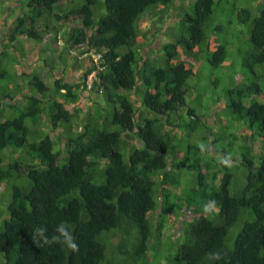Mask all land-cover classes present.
<instances>
[{"label":"trees","instance_id":"16d2710c","mask_svg":"<svg viewBox=\"0 0 264 264\" xmlns=\"http://www.w3.org/2000/svg\"><path fill=\"white\" fill-rule=\"evenodd\" d=\"M179 1L27 0L28 12L17 15L13 25L3 29L6 20L0 22V182L11 189L0 225V264H154L166 223L174 238L182 237L167 264L174 258L180 264H264V150L255 158L245 139L254 142L255 133L264 139V89L257 81L238 90L237 97L230 95L218 111L231 122L215 112L228 136L242 137L230 131L240 120L248 129L243 183L223 166L221 177L212 176L216 186H210L201 168L208 162H197L198 187L191 191L201 208L188 206L181 228L174 229L181 216L170 197L177 194L176 174L188 155L202 148L204 155H225L203 115L187 108L188 80L197 75L194 64L201 52L208 53L212 67L225 64L235 25L215 18L224 0H190L178 18L161 15L159 25L152 23L155 11L144 14L152 5L178 8ZM237 13L236 22L248 28L242 65L258 78L254 67L264 63V9L254 15L238 8ZM42 30L54 33L57 58L67 55L70 69H80L81 75L72 79L69 72H56L49 86L37 73L27 87L14 79L8 84L11 47L19 55L17 38L41 42ZM147 49L158 50V56L151 58ZM3 81L17 93H8ZM83 92L92 103L86 111ZM46 113L47 119L40 118ZM202 127L206 132L197 140L205 145L184 140V128L188 139ZM209 202L214 207L208 212ZM59 223L72 231L77 251L38 243L37 228L50 236ZM220 250L226 255L216 260L212 253Z\"/></svg>","mask_w":264,"mask_h":264},{"label":"rangeland","instance_id":"374dc122","mask_svg":"<svg viewBox=\"0 0 264 264\" xmlns=\"http://www.w3.org/2000/svg\"><path fill=\"white\" fill-rule=\"evenodd\" d=\"M75 4H82L84 0H74ZM195 0H191L193 2ZM26 2L27 0H0V22H4L6 20V26L3 29L9 28L10 25H13L12 21L17 16L23 12H28L26 10ZM190 0H180V6L178 8L172 6H166L163 8L162 5H152L146 8L144 14L148 12H154V17L152 18V23H156L157 25L160 24L159 17L163 15L164 17L169 19L171 14H175V18H178V15L185 9H189ZM175 4V3H173ZM221 6L216 9L215 18L219 20L229 19L231 21H235V25L231 26L230 32L231 37L229 39V45L227 46L229 51V57L222 67H212L208 60L209 55L206 52H201L198 54V63L194 64L196 69V77H192L188 80V93H187V108L194 109L197 115H203L202 120L207 123L214 136L218 137V142L216 147L219 150H224V154H219L214 157V154L206 153L203 154L204 151L201 149L197 155L190 153L188 155L189 159L186 161L185 166L178 171L176 174L178 177V184L176 186V195H171L170 203L172 204V208L179 214L181 217L177 221V225L175 226V230H179L181 228V221L186 218L187 215H184V210L187 207L192 211L195 208H201V199L197 197L192 188L198 187L197 183V162L202 165L204 160L208 162V167L206 168L204 165L201 166L202 171L206 173V178L210 186L212 183L216 186L217 181L214 182L216 179V175L214 180L212 176L215 172L217 173V179L223 175L224 167L228 166L231 172L234 174L236 183L242 184L244 181V170L245 166L243 162L242 153L246 150L243 146L245 143V139L248 141V144L253 145V150H256L254 154L255 158H257V154L260 151L264 150V139H261L258 133H255L254 142H251L249 137H245L248 132V129L243 120L240 122H236V126L231 127V130L238 131L237 133L241 134L242 137L235 139L232 136H228L230 132H226L223 129L222 122L216 117L217 114L223 109H225L226 103L229 101L230 95L232 97H237V91L244 89L248 86L251 82L257 81L259 85L264 89V63L257 64L254 67L258 78L254 75L248 73V69H246L242 65L243 58H247L246 52L247 47L249 45L246 42V37L248 35V28L246 23L238 24L236 22L237 19V9L238 8H247L249 9L254 15L258 14L259 10L264 9V0H224L221 2ZM31 16H34L33 13H30ZM244 16V14H242ZM53 23L62 28H66L67 24L59 23L56 19L52 18ZM146 24V21L142 23V26ZM243 27V29H242ZM180 25L178 19L176 20L175 25V32L180 33ZM42 34L41 42L38 40L29 39L26 36H19L15 41L14 45L19 51V55L16 56L15 52H13V48L11 47V59L6 60L7 69L9 70V75H7L4 79L8 82V84H13L14 80H20L21 86H28L30 78L37 73H40L42 77L45 79L46 83L50 86L52 85L53 77L57 73H65V75L69 72V65L70 59L66 55L65 58H57L55 51L57 48L54 46V33L50 32L49 34L45 33L43 30L39 32ZM163 40H168L164 38ZM160 40H157L154 46H157ZM4 44H1V47ZM62 49V47H61ZM148 50V49H147ZM39 51V54H37ZM146 52V50H144ZM149 56L151 58H155L158 56V50H148ZM250 52V50H248ZM239 53V54H238ZM36 56H38V64L34 65ZM47 63V65L44 64ZM72 64V63H71ZM65 65V67H63ZM53 71V72H52ZM57 77V76H56ZM3 86L6 88L7 83L2 82ZM9 89L6 88V90ZM8 93H17L16 88H12L11 91ZM2 94L0 93V96ZM98 99L104 102L103 95L99 94ZM245 101H249V96L243 98ZM7 102H3L5 106H7ZM92 104V103H91ZM219 111V112H218ZM4 114L9 113L8 108L6 110H2ZM214 112V113H213ZM186 116V113H184ZM223 114V113H222ZM226 121L233 120L230 116H226L225 114L222 115ZM10 118V115H8ZM40 118H48V113L44 114ZM221 122V123H220ZM224 125V124H223ZM238 126V128H237ZM199 132H195L192 134L191 137L186 138L188 134V130L184 128L182 130L185 133L184 140L189 142H195L197 145H205L206 143L203 140H197L198 137H201L202 134L206 132L205 128H201L198 130ZM245 137V139H244ZM137 147L141 148L142 145L137 142ZM124 153L125 150L122 149ZM127 154V153H126ZM204 156V157H203ZM180 160V158H178ZM218 162L220 165H218ZM161 174V172L159 173ZM175 184V185H176ZM231 188V187H230ZM0 225L2 224V220L4 219L6 212H7V205L11 200V189L10 186L5 183L0 182ZM205 206L202 205V208ZM214 206H212L213 209ZM182 208V210L180 209ZM206 208V207H205ZM180 210V211H179ZM210 210H208L209 212ZM158 212V211H157ZM190 217V216H189ZM167 221V220H166ZM166 221L164 223H166ZM180 235V234H179ZM176 236L173 237V227L170 224L166 223L165 228L163 231L162 243L158 248V258L154 264H158L161 262L166 264L167 257L170 255L175 254V247L176 244L181 241L182 237ZM169 264H180L178 260L175 258L170 261Z\"/></svg>","mask_w":264,"mask_h":264},{"label":"clouds","instance_id":"9594fccd","mask_svg":"<svg viewBox=\"0 0 264 264\" xmlns=\"http://www.w3.org/2000/svg\"><path fill=\"white\" fill-rule=\"evenodd\" d=\"M213 203L214 202H209L206 205V210H211ZM35 233L39 237L38 243H40L41 247L60 245L70 249L71 251H77V244L74 242L73 233L68 228L66 223L57 224L54 232L50 236L45 234V230L43 228H37ZM224 255H226V253L223 250L212 253V256L216 260H220Z\"/></svg>","mask_w":264,"mask_h":264},{"label":"crops","instance_id":"0c3cea01","mask_svg":"<svg viewBox=\"0 0 264 264\" xmlns=\"http://www.w3.org/2000/svg\"><path fill=\"white\" fill-rule=\"evenodd\" d=\"M38 52V51H37ZM81 58V57H80ZM38 59V57H36V60ZM35 60V62L37 63V61ZM35 64V63H34ZM81 70L80 69H76L74 70L73 67L70 69L69 68V75L68 76H72V79H75V77L77 78L78 76L81 75ZM87 96H89V94H87L86 92L82 93V101H81V105L83 106V109L86 111L87 109L90 108L91 103L90 101H88Z\"/></svg>","mask_w":264,"mask_h":264},{"label":"built area","instance_id":"2783aa9c","mask_svg":"<svg viewBox=\"0 0 264 264\" xmlns=\"http://www.w3.org/2000/svg\"><path fill=\"white\" fill-rule=\"evenodd\" d=\"M95 78H96V71L93 70L91 71V73H89L87 77V89L90 90L92 88V82L94 81Z\"/></svg>","mask_w":264,"mask_h":264}]
</instances>
